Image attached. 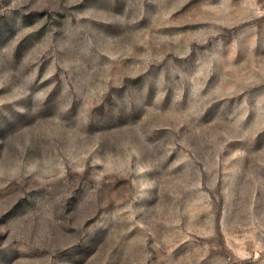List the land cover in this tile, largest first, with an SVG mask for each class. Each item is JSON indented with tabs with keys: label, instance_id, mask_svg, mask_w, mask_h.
<instances>
[{
	"label": "rangeland",
	"instance_id": "rangeland-1",
	"mask_svg": "<svg viewBox=\"0 0 264 264\" xmlns=\"http://www.w3.org/2000/svg\"><path fill=\"white\" fill-rule=\"evenodd\" d=\"M0 264H264V0H0Z\"/></svg>",
	"mask_w": 264,
	"mask_h": 264
}]
</instances>
